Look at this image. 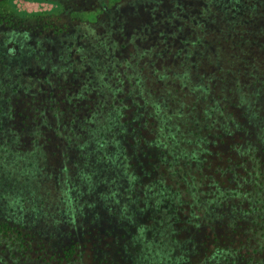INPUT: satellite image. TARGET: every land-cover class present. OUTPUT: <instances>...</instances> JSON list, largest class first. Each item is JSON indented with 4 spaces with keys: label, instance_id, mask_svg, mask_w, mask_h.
I'll return each instance as SVG.
<instances>
[{
    "label": "trees",
    "instance_id": "obj_1",
    "mask_svg": "<svg viewBox=\"0 0 264 264\" xmlns=\"http://www.w3.org/2000/svg\"><path fill=\"white\" fill-rule=\"evenodd\" d=\"M10 14V25L23 23ZM260 16L239 34L246 40L236 43L239 54L189 55L178 68L145 76L108 71L115 83L105 89L92 71L82 86L49 68L43 76L29 72L34 84L50 86L55 73L58 93L71 92L64 102L73 106L60 101L54 117L89 102L99 117L84 132L75 114L60 125L45 115L48 94L44 100L27 82L2 81L0 264H264ZM78 51L87 60L84 48ZM13 99L31 111L20 113V123ZM69 123L76 130L67 131Z\"/></svg>",
    "mask_w": 264,
    "mask_h": 264
},
{
    "label": "rangeland",
    "instance_id": "obj_2",
    "mask_svg": "<svg viewBox=\"0 0 264 264\" xmlns=\"http://www.w3.org/2000/svg\"><path fill=\"white\" fill-rule=\"evenodd\" d=\"M8 8L23 23L18 25L17 22L14 28L0 25V50L5 52V56L0 54V61L7 63L6 68L0 64V90L3 89L2 81L11 85L27 82L25 86H32L39 98L45 100L48 95L53 98L45 114L50 118H56L54 115L60 110L59 102L69 100L68 95L71 94L70 91L58 93L56 86L60 84L56 74L75 75L68 83L82 86L84 73L92 71L96 84L105 89V86L115 83V79L106 76L108 71L120 74L127 70L145 76L156 68L165 69L172 64H176L173 66L176 68L179 61L189 55L209 57L220 50L234 56L241 51L236 43L246 42L240 39L239 34L246 33L249 29L247 24L258 22L255 20L259 14L264 19V0H12ZM61 29L64 32L56 35L55 30ZM225 40L231 42L224 45ZM10 44L18 47L15 52H9ZM79 47L87 52V60L78 59L81 56ZM162 53L163 57L160 56ZM39 57L44 60V71H40L43 65L38 66L36 58ZM98 58L100 66L95 68ZM48 68L56 73V86L44 84L39 79L35 85L29 79V72L35 76L41 72L43 76ZM74 84L73 89L80 93L82 88L74 87ZM69 87L72 88L71 85ZM40 88L45 92L40 93ZM27 93L24 89L18 92L22 98ZM87 94L89 92L85 88L83 97L86 95V98ZM13 100L14 116L20 123V113L28 117L31 111L20 107L21 99ZM88 103L79 101V104H85L78 107L80 111H64L60 119L53 121L59 120V125L64 124V120H72V114H75L79 118L77 129L84 132L92 122L90 119L99 117L96 111L91 112ZM64 104V108L73 106ZM106 116L107 113L104 119ZM70 124L67 131L71 128L76 130ZM52 127L50 129L56 132L57 126Z\"/></svg>",
    "mask_w": 264,
    "mask_h": 264
},
{
    "label": "flooded vegetation",
    "instance_id": "obj_3",
    "mask_svg": "<svg viewBox=\"0 0 264 264\" xmlns=\"http://www.w3.org/2000/svg\"><path fill=\"white\" fill-rule=\"evenodd\" d=\"M10 1H12V0H6V4H7V7L6 8H3V3L5 2V0H0V17L1 18H3L4 19V22H0V25H4V26H6L7 28L8 27H15V26H17L16 24H14V25H10L9 24V22H8V20H7V16L8 15H11L10 13L12 12L11 10H9V2ZM15 14V13H14ZM15 17H18L16 14L14 15V18ZM38 17H40V16H38ZM6 20V21H5ZM40 21H42V22H44V20H40ZM45 21H47V20H45ZM26 23H28V22H26ZM14 30V29H13ZM17 46L16 45H13V44H10L9 46H8V50H9V52H15L16 50H17ZM13 50V51H12ZM0 54H2L3 56H5V52H3L2 50H0ZM5 63H6V61H5ZM7 64V63H6Z\"/></svg>",
    "mask_w": 264,
    "mask_h": 264
}]
</instances>
